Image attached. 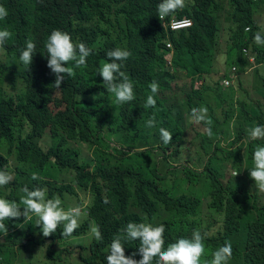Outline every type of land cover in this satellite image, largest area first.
<instances>
[{
  "label": "trees",
  "instance_id": "trees-1",
  "mask_svg": "<svg viewBox=\"0 0 264 264\" xmlns=\"http://www.w3.org/2000/svg\"><path fill=\"white\" fill-rule=\"evenodd\" d=\"M159 3L160 0H0L9 12L6 19L0 20V29L12 32L0 48V168L15 177L10 190L4 186L0 193L7 192L9 199L19 200L25 185H39L54 195L58 188L55 174L61 171V164L76 171L91 164L80 170L83 179L88 180L82 184L81 195L75 189L72 192L80 201L87 199L89 205L93 201V222L103 237L96 240L84 229L75 231L70 240L47 243L45 259L40 264H63L67 254L74 252L70 249L73 244L80 248L76 252L78 263L105 264L113 237L129 220L147 217L164 223L171 239L167 246L178 238H190L200 228V199L194 195L170 196L150 177L138 155L124 149L120 131L109 138L111 131L97 125L101 116L112 112L117 114L116 122L123 130L151 129L142 123L154 116L156 125L170 131L174 139L184 138L190 146L197 145L196 151L205 156L206 169L200 175L187 171L188 178L200 189L212 186V206L226 213L225 232L214 241L232 242L235 255L231 264H264V193L251 190L246 185L248 180L240 175L236 178L242 183L233 180L234 165L216 148L217 121L226 104L215 96L217 82L213 84V78L208 77L222 62L224 42L230 50L228 62L238 63V50L246 45L259 50L258 62L262 63L264 46L255 44L253 38L264 28V0H187L183 9L166 17L167 21L172 16L193 20L190 27L180 30L166 28L158 18ZM252 23L255 27L243 33V25ZM55 29L69 32L74 41L84 40L94 50L86 67L76 69L70 82L52 91L45 43ZM30 36L36 43V53L32 65L26 68L19 56ZM167 40L172 42V48L166 47ZM115 47L132 53L123 62L122 70L134 81L135 99L123 105L114 103L115 97L107 92L98 74L102 64L108 62L107 51ZM170 50L172 66L166 69L164 56ZM174 67L184 69V75L179 77ZM253 71L260 73L261 68ZM153 80L160 85L154 97L156 105L146 108ZM197 80L202 81L198 86ZM261 80L254 78L257 86L264 89V77ZM57 91L63 108L53 106ZM195 106L208 108L211 125L202 122L201 127H181L175 115L181 118L186 108ZM251 121L248 126L253 124ZM209 126L211 137L205 132ZM239 131L247 133L243 123H239ZM43 136L44 142L37 145ZM247 146L250 153L255 142L248 140ZM252 164L253 161L245 166L246 171ZM33 172L42 179L31 180ZM73 180L80 181L77 177ZM12 225L15 234L0 242L4 251H12L19 243L36 250L46 240L34 217L26 222L24 217L16 218ZM205 242L208 250L203 261L211 259L212 245ZM4 260L9 261L1 259L0 264H5Z\"/></svg>",
  "mask_w": 264,
  "mask_h": 264
},
{
  "label": "clouds",
  "instance_id": "clouds-1",
  "mask_svg": "<svg viewBox=\"0 0 264 264\" xmlns=\"http://www.w3.org/2000/svg\"><path fill=\"white\" fill-rule=\"evenodd\" d=\"M186 3L187 0H160L157 5V16L166 28L169 26L172 30H180L192 25L193 20L187 16L182 18L172 16L168 21L166 20V17L183 9ZM8 15L6 7L0 5V20L6 19ZM254 27L255 23L244 24L243 33L250 32ZM11 36L12 32L7 28L0 29V48ZM253 39L255 44L264 46V28L257 31ZM166 42V47L172 48V42L169 40ZM45 48L47 67L52 73V91L70 82L68 79L75 75L76 69L86 67L87 58L94 50L84 40L74 41L69 32L60 29L51 32ZM35 53L36 43L30 36L19 56L20 62L28 68L33 63ZM229 54V47L224 42L223 57L220 58L222 62L218 63L208 74L209 78H213V84L217 82L215 96L226 104V108L217 121L216 148L234 165L235 168L231 169L232 179L239 182L236 177L237 175L242 176L248 180L246 185L251 190L262 195L264 193V89L257 86L254 78L259 79V75L261 79L264 77V67L261 66L264 65V57L261 59L262 63H259V50L246 45H242L238 50V63L228 62ZM131 55L130 50L122 47L107 51L108 62L102 64L98 73L103 79L107 92L115 97L114 103L118 105L135 99L134 81L122 70L123 62ZM172 57V50L165 54L166 69L171 68ZM71 63L73 66H68ZM258 67L261 68V72L255 73L253 70ZM174 70L179 77L185 73L184 69L174 67ZM5 81L9 85L7 77ZM200 83L202 81L197 80L195 85L198 86ZM149 88L152 95L146 98L144 105L146 108L156 105L154 97L160 85L153 80ZM56 98L62 101L58 91L53 95L54 105ZM230 105H233V108ZM63 107L64 103L60 108ZM190 114L191 123L189 125H183L180 117L175 115L181 127L187 128L191 125L201 127L202 122L211 125L207 107L186 108L182 113L184 116ZM116 116V113H107L99 118L97 125L103 130L111 131L109 138L113 137L116 131H120L124 149L138 155L150 177L159 183V186L170 196H197L200 199L198 215L200 228L194 230L190 238H178L167 246L171 239H168L164 223L152 221L147 217L126 221L124 227L113 237L109 245L108 253L105 255V264H153V262L155 264H201L208 250L205 241L212 245V249L209 252L211 259H204L203 264H231L235 255L232 242L229 240L214 241L225 232L226 213L212 206V186L209 189H200L199 184L194 185L188 178L187 171L200 175L206 169L205 156L196 151L197 145L190 146L184 138L174 139L170 131L156 125L154 116L143 121V126L151 128L143 131L131 127H129L130 131L123 130L120 124H117ZM255 116H262L263 119H254ZM250 119L253 124L248 126ZM239 123H243V126L247 128L246 134L240 133ZM205 132L209 137L213 135L210 126L205 128ZM45 137L43 136L37 145L43 143ZM248 140L255 142L250 153L247 151ZM74 146L78 147V144ZM177 146H180V151L177 150ZM83 149L87 150L85 146ZM48 151L49 149L46 152ZM75 159H78V156ZM251 161L253 164L246 171L245 166ZM52 162L54 163L55 159ZM86 167L90 168L91 164L84 168ZM84 168L76 171L68 165L61 164V171L55 174V177H58L56 180L58 188L54 195L48 188L39 185L32 188L25 185L22 189L23 195L19 200L9 199L6 197L7 192L0 193V242L15 234L12 222L20 217H24L25 222L34 217L36 226H39L42 232L41 237L46 239L36 248L37 251L22 246L20 243L12 251H4L1 248L0 260L8 259L9 261L4 260L5 264H40L45 259L47 243L60 239L70 240L75 231L83 229L87 231V234L93 235L96 240H102L99 226L94 225L93 222V219L96 220L91 209L93 201L89 205L87 199L80 201L72 192L75 189L80 194L84 180L88 181L83 179V173L80 172ZM92 170L94 171L95 167ZM76 177L80 181L73 180ZM40 179L42 178L39 173L31 174V180ZM223 179L225 180L224 177ZM14 180L12 172L6 168H0V188L6 186L10 190ZM71 199L77 201L71 204ZM107 202L105 200V203ZM70 249L74 252L67 256L75 254L73 264H80L76 260V252L80 248L73 244Z\"/></svg>",
  "mask_w": 264,
  "mask_h": 264
},
{
  "label": "rangeland",
  "instance_id": "rangeland-1",
  "mask_svg": "<svg viewBox=\"0 0 264 264\" xmlns=\"http://www.w3.org/2000/svg\"><path fill=\"white\" fill-rule=\"evenodd\" d=\"M258 78L261 79V76L259 75ZM53 106L55 108L61 107V103L59 102L58 98H56L55 105L53 104ZM180 121L183 125H189L191 123V114L189 116L182 115ZM76 201H77L76 199H71L70 203L74 204V202ZM86 242H88V240H86ZM74 261H75V254L71 255L70 257L69 255L65 257V264H73Z\"/></svg>",
  "mask_w": 264,
  "mask_h": 264
}]
</instances>
